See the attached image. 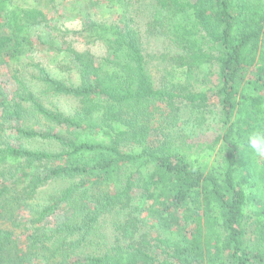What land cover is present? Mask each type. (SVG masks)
I'll use <instances>...</instances> for the list:
<instances>
[{
    "label": "trees",
    "instance_id": "trees-1",
    "mask_svg": "<svg viewBox=\"0 0 264 264\" xmlns=\"http://www.w3.org/2000/svg\"><path fill=\"white\" fill-rule=\"evenodd\" d=\"M0 69V264H264V0H0Z\"/></svg>",
    "mask_w": 264,
    "mask_h": 264
},
{
    "label": "rangeland",
    "instance_id": "rangeland-1",
    "mask_svg": "<svg viewBox=\"0 0 264 264\" xmlns=\"http://www.w3.org/2000/svg\"><path fill=\"white\" fill-rule=\"evenodd\" d=\"M73 25L75 24L69 23V26L73 27ZM74 42L76 47L78 48L85 47L81 41L76 40ZM145 48L146 52L149 53L148 65L157 79L158 75L161 74V53L167 50L166 40L160 39L158 37H149L145 42ZM91 50L97 54L102 51L99 46H93L91 47ZM4 71V69H0V83L5 85L8 76ZM53 102L66 113L71 112L77 104L75 99L68 96H59L53 99ZM212 109V112H205L206 116H208V119L206 118V120L200 126H198L193 125L192 118L195 114L189 113L188 109L186 108H182V111L180 112L181 118H188L187 123L184 122L182 125L176 127L177 129H175L176 131H173V134L177 135L178 137L180 135V137L183 138L184 134L189 133L190 136H188V138L186 139L187 141L193 143H207L214 137V135H216L219 126L217 120V116L219 115L218 108L213 106ZM213 115H215V117H213ZM54 186L55 183H51L49 186V190L53 189Z\"/></svg>",
    "mask_w": 264,
    "mask_h": 264
},
{
    "label": "clouds",
    "instance_id": "clouds-1",
    "mask_svg": "<svg viewBox=\"0 0 264 264\" xmlns=\"http://www.w3.org/2000/svg\"><path fill=\"white\" fill-rule=\"evenodd\" d=\"M247 145L257 156H264V128L251 131L247 136Z\"/></svg>",
    "mask_w": 264,
    "mask_h": 264
}]
</instances>
